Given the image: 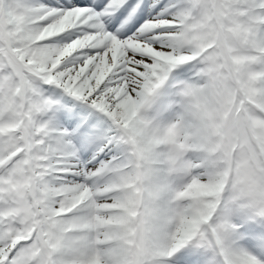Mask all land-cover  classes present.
Masks as SVG:
<instances>
[{"label": "snow or ice", "instance_id": "1", "mask_svg": "<svg viewBox=\"0 0 264 264\" xmlns=\"http://www.w3.org/2000/svg\"><path fill=\"white\" fill-rule=\"evenodd\" d=\"M225 86L264 110V0H0V264H264V215L170 228L154 146Z\"/></svg>", "mask_w": 264, "mask_h": 264}, {"label": "rangeland", "instance_id": "2", "mask_svg": "<svg viewBox=\"0 0 264 264\" xmlns=\"http://www.w3.org/2000/svg\"><path fill=\"white\" fill-rule=\"evenodd\" d=\"M230 40L238 54H247V46L239 37L231 36ZM196 106L195 111L203 110L206 116L203 125L217 138L213 154L195 160L194 137L184 127L185 122L172 120L154 146L163 157L157 167L165 169L172 193L173 235L192 233L198 246L209 241L219 246L216 228L232 227L225 217L217 216L218 208L227 205L237 214L233 219L264 215V110L255 103L241 105L231 86ZM169 126H175L178 135L169 136ZM213 186L215 195L211 193ZM199 206L211 211L203 215ZM187 207H191V213H187ZM193 220L197 222L191 223Z\"/></svg>", "mask_w": 264, "mask_h": 264}, {"label": "bare ground", "instance_id": "3", "mask_svg": "<svg viewBox=\"0 0 264 264\" xmlns=\"http://www.w3.org/2000/svg\"><path fill=\"white\" fill-rule=\"evenodd\" d=\"M196 107L197 106H195V108ZM198 107H199V105H198ZM200 108H202V107L200 106ZM203 112H204L203 110L202 111H198V110L195 111L194 114H193V117L190 118L187 122H185V126H184L186 128V130H188V132L191 134L190 136L194 137V140H195L194 141L195 145H194V148H193V150H194L193 158L195 160L210 158V156L213 154L214 145H215V142L217 140V138H215L216 136L214 137L213 133L205 128L206 125L205 126L203 125L204 124L203 122L206 120V116H205V114ZM189 133H187V135ZM185 138H187V137H185ZM203 146H205L207 148H204ZM191 147H193V146H191ZM196 148H197V150H196ZM211 193L214 194V195L216 194V189L214 188V186H213V188L211 190ZM187 209H188L187 213H191V207H187ZM198 209H201V211H202L201 214H203V215L206 214V213L208 214V212L211 211L210 210L211 208L209 209V208L204 207V206H199ZM255 216H257V215H255ZM216 230H217L218 234L220 235V243H219V245L221 243H223V242H226L231 236L230 231L232 232V229L224 230V229H221L218 226L216 228ZM214 246L219 248V246L216 245V243H213L212 241H209V242H206V244H204L203 247L206 248V249L212 250L214 248Z\"/></svg>", "mask_w": 264, "mask_h": 264}]
</instances>
